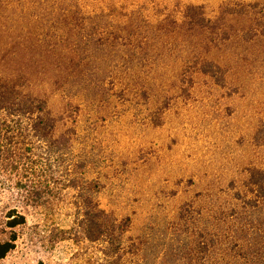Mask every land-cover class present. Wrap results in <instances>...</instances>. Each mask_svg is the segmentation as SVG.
<instances>
[{
    "label": "rangeland",
    "instance_id": "1",
    "mask_svg": "<svg viewBox=\"0 0 264 264\" xmlns=\"http://www.w3.org/2000/svg\"><path fill=\"white\" fill-rule=\"evenodd\" d=\"M103 1L149 51L0 0V264H264V0Z\"/></svg>",
    "mask_w": 264,
    "mask_h": 264
},
{
    "label": "trees",
    "instance_id": "2",
    "mask_svg": "<svg viewBox=\"0 0 264 264\" xmlns=\"http://www.w3.org/2000/svg\"><path fill=\"white\" fill-rule=\"evenodd\" d=\"M20 1H23L24 4L27 3V0H18V2ZM37 2L39 5L37 7L39 9H42L39 10L41 11V14H35L34 16L28 17L27 19H29L30 21L42 20L40 22H45V24L53 20H56L55 22L59 23L62 22L63 24H70V22L71 24H73L72 21H75L78 22L82 28H85L88 25L90 26L95 24L96 31L93 32L94 34L92 35L98 36L100 39H102V37H110L114 40L129 39V41L131 42L133 40L139 44V47L140 49H142V51H149L150 47L152 46V43H150L148 36H146V32H148L150 29L149 23H139V21L136 20V18H132L133 16L131 15L130 17H128L129 21H131L129 27L124 28L123 23L118 20H111L110 15H107V6L103 5V0L102 3L92 8L89 6V4L91 3V1L89 2V0H29V3L33 5H37ZM116 7L117 6L113 7L114 12L118 11ZM194 10H197V8H195L194 6L189 7V11L193 12ZM56 33L57 34H55V36L62 42L68 41L69 38L73 36L66 31H57ZM2 87L3 86H1L0 88ZM5 87L9 88L7 84L5 85ZM44 103L47 106L46 102ZM44 124L45 138L49 140L51 139L50 131L52 126L49 125L48 121L46 120L44 121ZM25 222V216L22 214H18L15 210L8 216L7 226L11 231V235L8 240L0 241V260L4 259L12 250L15 249L16 241L18 238L15 229L23 225ZM215 239L218 240L217 235ZM231 239L232 237L230 238V236H228L221 242L223 246L222 251L225 253L227 252L229 261L232 258H230V252L228 251L229 249L226 248V246L228 247L230 245L229 243L231 242ZM189 243L190 241H187V237L180 238L176 242L177 251L180 250V247L187 246ZM225 244L226 246H224ZM237 257H239V255H237ZM222 260L224 261V258H222ZM244 260H248V258L245 257ZM226 264H231V262H226ZM245 264L247 263L245 262Z\"/></svg>",
    "mask_w": 264,
    "mask_h": 264
}]
</instances>
